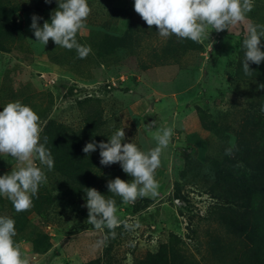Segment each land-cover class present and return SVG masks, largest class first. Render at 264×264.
<instances>
[{
	"label": "rangeland",
	"instance_id": "obj_1",
	"mask_svg": "<svg viewBox=\"0 0 264 264\" xmlns=\"http://www.w3.org/2000/svg\"><path fill=\"white\" fill-rule=\"evenodd\" d=\"M76 50L35 41L31 16L50 21L57 0H0V111L10 101L40 117V142L54 161L32 206L14 219L30 264H264V61L243 71L247 25L264 31V0L246 19L197 43L163 38L134 0H87ZM212 45V48H211ZM264 51V36L261 37ZM174 129L155 171L156 197L124 204L108 192L119 163H100L99 147L123 128L147 151L151 133ZM17 167L0 154V175ZM116 201L115 237L87 222L86 188Z\"/></svg>",
	"mask_w": 264,
	"mask_h": 264
},
{
	"label": "clouds",
	"instance_id": "obj_2",
	"mask_svg": "<svg viewBox=\"0 0 264 264\" xmlns=\"http://www.w3.org/2000/svg\"><path fill=\"white\" fill-rule=\"evenodd\" d=\"M50 3L51 0H44ZM254 0H134V10L151 28L153 25L163 38L175 35L180 39H190L201 43L209 37L212 30H228L246 19L252 10ZM91 9L87 0H57V8L52 12L50 21L39 25L37 15L31 16V29L35 41L43 46L49 40L66 49H75L79 58L84 59L91 52V47L78 43V32L84 28ZM258 26L247 25V35L242 42L244 48L243 71L250 73L249 62L259 65L264 61L261 50V37ZM212 48V45H211ZM40 117L28 105L20 101L8 102L0 111V154L14 158L17 167L9 173L0 175V196L11 201L16 212H23L32 206V197L42 183H46L44 171L36 164L51 170L54 161L47 148L40 142L42 129ZM174 129L164 127L151 133L156 146L147 151L136 144L126 141L123 128L108 138L107 142H87L84 153L96 151L99 147L100 163L109 166L119 163L122 170L131 177V181L119 176L107 182L108 192L119 196L124 204L134 203L138 198L156 197L159 183L155 171L160 166L162 151L168 147ZM87 222L97 230L107 228L112 237L115 229L123 223L117 216L116 201L106 198L95 188H86ZM15 221L8 216H0V264H30L14 240Z\"/></svg>",
	"mask_w": 264,
	"mask_h": 264
}]
</instances>
